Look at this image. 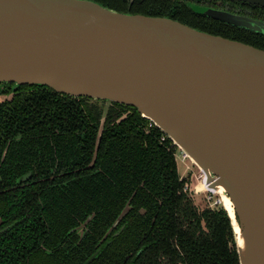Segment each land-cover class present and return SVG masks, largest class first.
I'll list each match as a JSON object with an SVG mask.
<instances>
[{
	"label": "trees",
	"instance_id": "16d2710c",
	"mask_svg": "<svg viewBox=\"0 0 264 264\" xmlns=\"http://www.w3.org/2000/svg\"><path fill=\"white\" fill-rule=\"evenodd\" d=\"M178 20L264 49V35L243 27ZM32 86L42 88L0 104V158L9 142L0 164V264H84L94 252L88 264H239L226 211L194 204L176 146L155 124L132 106ZM28 170L34 181L19 188ZM92 212L82 238L68 233Z\"/></svg>",
	"mask_w": 264,
	"mask_h": 264
},
{
	"label": "water",
	"instance_id": "95a60500",
	"mask_svg": "<svg viewBox=\"0 0 264 264\" xmlns=\"http://www.w3.org/2000/svg\"><path fill=\"white\" fill-rule=\"evenodd\" d=\"M214 17L264 35V20ZM0 82L135 107L229 198L239 264L235 225L264 256L263 48L95 0H0Z\"/></svg>",
	"mask_w": 264,
	"mask_h": 264
},
{
	"label": "flooded vegetation",
	"instance_id": "af4514ba",
	"mask_svg": "<svg viewBox=\"0 0 264 264\" xmlns=\"http://www.w3.org/2000/svg\"><path fill=\"white\" fill-rule=\"evenodd\" d=\"M120 1L123 2L124 6L127 9L131 8L132 6H135L136 8H142L145 11L163 13L164 15L162 16H166L175 20L178 19L193 20V18H195L198 23L201 22V20L203 22V19H205V20H212L222 24L230 25V23L222 19H219L217 17H214V15H216L219 12L246 15L253 18L264 20V6L256 3L255 4L250 3L244 0H120ZM194 6H196V8ZM198 7L212 9V15H208L203 11L198 10ZM44 87L49 88L47 86ZM34 88H42V87L32 86V84L15 85L13 82H0V94L10 93V96L8 98H3V99L0 98V104L10 101L14 96V94L19 91L25 92ZM59 94L64 96L66 95L62 93ZM72 97H79V96H72ZM8 145L9 142L6 143V146L2 150L0 164L5 158ZM52 171H54V168L52 169ZM60 174H62V172L59 173L58 175ZM31 181H34V179H32L31 171L28 170L22 173L15 180V185L18 186L19 188H25L30 184ZM92 218H93V212L88 214L84 218V220L80 221L76 226L71 228L68 231V233L76 232L79 235V237L82 238L88 231L87 225ZM117 225H114L113 227ZM5 230L6 227H1L0 233H2Z\"/></svg>",
	"mask_w": 264,
	"mask_h": 264
},
{
	"label": "rangeland",
	"instance_id": "374dc122",
	"mask_svg": "<svg viewBox=\"0 0 264 264\" xmlns=\"http://www.w3.org/2000/svg\"><path fill=\"white\" fill-rule=\"evenodd\" d=\"M196 8V6H194ZM198 10L210 15L212 9L198 7ZM9 94H0V98H8ZM177 170L181 178L185 179L184 188L193 199L194 204L202 209L209 206L212 208L225 207L227 210L231 208V204L224 203L220 193L217 190H210L204 183V173L199 167L192 162L186 152L177 146L176 148ZM230 211V210H229Z\"/></svg>",
	"mask_w": 264,
	"mask_h": 264
},
{
	"label": "bare ground",
	"instance_id": "6f19581e",
	"mask_svg": "<svg viewBox=\"0 0 264 264\" xmlns=\"http://www.w3.org/2000/svg\"><path fill=\"white\" fill-rule=\"evenodd\" d=\"M216 190L220 193L221 198L224 200V203L227 204H231L229 198L227 196L224 195V193L222 192V188L221 187H217ZM228 212L230 213V215H233V208H232V204H231V208H228ZM235 232H236V236H237V244L240 247V249L242 248L244 255L246 257V259L248 258V261L250 262V264H264V256L261 252H252L250 250H248L245 246V241L244 238L242 236V234L239 231V228L237 227V225H235Z\"/></svg>",
	"mask_w": 264,
	"mask_h": 264
},
{
	"label": "built area",
	"instance_id": "2783aa9c",
	"mask_svg": "<svg viewBox=\"0 0 264 264\" xmlns=\"http://www.w3.org/2000/svg\"><path fill=\"white\" fill-rule=\"evenodd\" d=\"M152 124H154L152 121H149V125H152ZM166 137V134H163L162 136H161V139H164ZM171 145H175L173 142L171 143ZM176 146V145H175ZM176 148H177V146H176Z\"/></svg>",
	"mask_w": 264,
	"mask_h": 264
}]
</instances>
